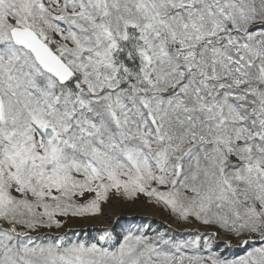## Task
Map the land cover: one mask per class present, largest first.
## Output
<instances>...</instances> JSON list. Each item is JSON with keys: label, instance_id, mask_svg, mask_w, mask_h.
<instances>
[{"label": "snow or ice", "instance_id": "obj_1", "mask_svg": "<svg viewBox=\"0 0 264 264\" xmlns=\"http://www.w3.org/2000/svg\"><path fill=\"white\" fill-rule=\"evenodd\" d=\"M112 196L217 231L32 234ZM0 264H264V0H0Z\"/></svg>", "mask_w": 264, "mask_h": 264}, {"label": "rangeland", "instance_id": "obj_2", "mask_svg": "<svg viewBox=\"0 0 264 264\" xmlns=\"http://www.w3.org/2000/svg\"><path fill=\"white\" fill-rule=\"evenodd\" d=\"M112 200L120 202L122 204H126L128 206H131L130 208H134L135 211H133L132 213H130V212L123 213L119 217L115 216V217H117L115 219L108 220V224H109L108 227H111V229H109V230H103V229H98V228L92 229L89 227L87 228V224H86L87 222H95L101 216H104V212H105L104 209L110 205ZM139 204H141L140 208L138 206ZM120 210H122V208L119 206L117 207V209L114 208V211L118 212ZM136 215H138V216H136ZM132 216H136V217H132ZM161 216L166 217L165 219H167L169 221V223L173 224V227L166 224L164 222L165 220L162 221L160 219ZM62 219L64 220V224H63L62 228H60V229H55V228H53V229H41L40 232L32 233V234L34 236L35 235H41V236H52V237L63 235L66 238H68L72 234H74L76 232H80V231H83V232L84 231H98L101 233L100 235H104L105 232L107 231V232H110L112 234H115L117 229L120 228L121 233L123 235L127 231L132 230V229L130 228V226L123 229V228H121V226H119L118 222H120L121 220H132V219H141V220L146 219V220H151V221L157 222V223L161 224L162 226H160V225H158L159 227L156 226V230H152L148 227V225L150 227H152V225H150V223L146 224L145 226H146V228H148L152 232L157 231L160 227L165 228L163 230L171 229L174 231V233L177 234L175 236V238L177 240L192 239L198 234L201 236V238L203 240V239L209 238V236L206 234H212L215 231H217V229L203 225L202 223H200L198 221L188 222V221L179 220L174 215L170 214L166 209L162 208L161 206H157V205L149 202L143 196H141L139 199H137L135 201H128V200L119 198L117 196H112L108 202L102 203L101 212L98 214L85 215V216H81V217L69 216V217L62 218ZM128 223H130V221ZM80 227H83V228H80ZM134 227H136V226H134ZM163 230L160 232H163ZM154 234L155 233H152V235H154ZM211 239L213 241V251L215 250L216 246L219 245L222 248L227 249V250H229L231 247H236L242 251L243 255L245 254V246L240 244L239 239L234 237V236L221 234L219 237L212 236ZM229 244L231 245V247H228ZM203 254L206 255L207 251L205 250ZM228 256H231V255H228Z\"/></svg>", "mask_w": 264, "mask_h": 264}, {"label": "trees", "instance_id": "obj_3", "mask_svg": "<svg viewBox=\"0 0 264 264\" xmlns=\"http://www.w3.org/2000/svg\"><path fill=\"white\" fill-rule=\"evenodd\" d=\"M129 221H130V223H128ZM148 223H150V225H152V227H150L148 225V227L150 229H152V230H156V226L159 227L158 225L162 226L161 224H159L157 222H154V221H151V220H146V219L145 220H141V219L121 220L120 222H118L119 226H121V228H123V229H125L126 227H129L130 226V228L132 230H142V231H144L148 235H152V233L160 232L163 229H165L163 227H160L157 231L152 232L151 230H149L145 226ZM134 226H136V227H134ZM163 232H165L169 236H173V237H175L177 235L171 229L163 230ZM100 234L101 233L98 232V231H84V232L83 231H80V232H76V233L72 234L71 236H69L66 239L73 240V241L78 240V239L79 240H91V241H95L99 237ZM112 235L113 236H116V235L122 236V233H121L120 228L117 229L116 233L115 234H112ZM44 237L47 238L48 236H44ZM214 251H218L222 255H225V256L231 255V256H228L229 258H233V257H236V256L243 255L242 254V251L239 250L236 247H231L229 250H227V249H224V248H222L221 246L218 245V246H216V248H215Z\"/></svg>", "mask_w": 264, "mask_h": 264}, {"label": "bare ground", "instance_id": "obj_4", "mask_svg": "<svg viewBox=\"0 0 264 264\" xmlns=\"http://www.w3.org/2000/svg\"><path fill=\"white\" fill-rule=\"evenodd\" d=\"M121 207L122 210L120 211H114V208L117 209V207ZM136 206V205H135ZM139 208L141 207V204L138 205ZM131 206H128L126 204H122L120 202H117V201H114L112 200L110 205L107 206L105 209H104V216H101L99 219H97V221L95 222H87V228H92V229H95V228H98V229H103V230H109L111 229V227H108L109 224H108V220H111V219H115L119 216H121V214L123 213H127V212H130L132 213L133 211H135L134 208H130ZM137 207V206H136ZM135 207V208H136ZM138 208V207H137ZM138 208V209H139ZM117 216V217H115ZM138 216V215H136ZM136 216H132V217H136ZM166 217L164 216H161V220L164 221L166 224L170 225L173 227V224L169 223V221L167 219H165ZM155 219V218H154ZM80 228H83V227H80ZM68 229V228H67Z\"/></svg>", "mask_w": 264, "mask_h": 264}]
</instances>
